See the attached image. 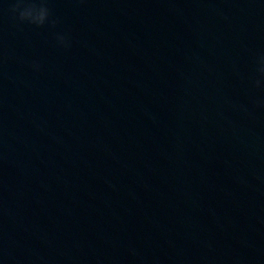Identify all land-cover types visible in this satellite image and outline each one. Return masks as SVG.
I'll return each instance as SVG.
<instances>
[{
  "label": "water",
  "instance_id": "water-1",
  "mask_svg": "<svg viewBox=\"0 0 264 264\" xmlns=\"http://www.w3.org/2000/svg\"><path fill=\"white\" fill-rule=\"evenodd\" d=\"M15 3L0 264H264V0Z\"/></svg>",
  "mask_w": 264,
  "mask_h": 264
},
{
  "label": "clouds",
  "instance_id": "clouds-1",
  "mask_svg": "<svg viewBox=\"0 0 264 264\" xmlns=\"http://www.w3.org/2000/svg\"><path fill=\"white\" fill-rule=\"evenodd\" d=\"M11 10L19 21L34 24L38 27L46 22L53 27L58 23L57 19L51 17L47 0H16ZM56 40L61 45L66 43V38L62 34H57ZM256 64L257 71L264 77V55L258 57ZM254 85L264 87V79L255 80Z\"/></svg>",
  "mask_w": 264,
  "mask_h": 264
}]
</instances>
